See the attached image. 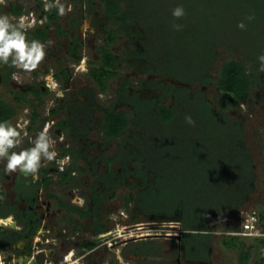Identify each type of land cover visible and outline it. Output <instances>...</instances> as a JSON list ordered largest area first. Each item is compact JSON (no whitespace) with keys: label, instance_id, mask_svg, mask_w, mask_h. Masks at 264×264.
Listing matches in <instances>:
<instances>
[{"label":"flooded vegetation","instance_id":"1","mask_svg":"<svg viewBox=\"0 0 264 264\" xmlns=\"http://www.w3.org/2000/svg\"><path fill=\"white\" fill-rule=\"evenodd\" d=\"M29 2L25 0L23 8L12 0L9 5L0 0V12L4 5L3 16L13 28L21 31L27 41L37 40L44 45L45 58L39 63L42 69L27 70L14 64V56L7 63L0 60V85L6 88L8 83L16 85L22 74L30 82L20 92H25L26 98L35 104L38 103L35 90L39 88V97L49 109L44 106L39 113L43 104L39 102L38 119L32 121L33 108L25 103L24 117L12 121L27 120L22 129L17 128L21 142L10 152L33 147L38 133L48 125L56 156L51 161L42 158L35 175L19 169L9 172L7 159L0 158V210L7 212L0 219L15 222L13 226L10 223L7 227L0 226V231L6 229L7 238L23 244L21 248L0 250L15 259L13 264H217L213 261L212 243L220 233L214 230V223L189 224L180 214L174 217L173 211L162 210L167 214L162 216L159 211L145 207L144 189L148 185L157 187L164 172L159 171L153 159L152 150L157 148L158 141L144 139L136 132L139 126L152 128L153 113L158 107L179 110L182 115L192 111L201 114V103L208 101L211 114L218 117L211 108L214 101L205 97L212 82V76L206 73L208 62L204 67L185 66L178 70L172 63L174 60L164 63L157 57L149 59L153 51L152 32L140 26L138 44L124 64L132 70L128 75H118L121 78L113 93L106 94L109 103L105 106L104 99L95 97L96 93L101 98L105 95L99 87L100 92L98 89L95 92L87 81L76 91L70 81L72 71L86 70L98 85L105 83L112 65L106 61L109 54L103 51L104 39L98 37L96 47L101 50L102 60L96 57L98 63L104 61L108 67L103 64L93 67L87 54L89 48H94V39H90L92 47L89 40L85 43L86 29L82 27L91 21L98 32L107 36L109 15H100L95 0H34L37 5L33 10ZM14 6L21 13H12ZM20 16L23 20L18 21ZM96 27L89 33H95ZM53 63L54 68L50 66ZM96 71H100L97 77ZM50 94L55 95L49 97ZM136 102L151 116H146V121L140 119ZM123 107L133 113L130 126L134 131L125 139H119L124 131L111 138L104 131L105 115L110 110L125 113L121 111ZM9 121L7 124L11 125ZM205 131L202 138L207 135ZM213 133L214 137L221 136L224 131ZM237 136L231 134L235 138L233 143L238 142ZM247 154L250 157L248 151ZM60 165H64L63 170ZM124 191L128 197L120 203L118 197ZM132 202L129 213L126 203Z\"/></svg>","mask_w":264,"mask_h":264},{"label":"rangeland","instance_id":"2","mask_svg":"<svg viewBox=\"0 0 264 264\" xmlns=\"http://www.w3.org/2000/svg\"><path fill=\"white\" fill-rule=\"evenodd\" d=\"M8 1L10 2L11 0H4L6 5H9ZM12 1L17 6L25 7V0ZM27 1H30L28 4L30 8L37 5L34 0ZM95 1V9L99 10L100 15L102 14L105 17L109 15L110 17L106 29L113 32L114 40L107 41L109 34L106 36L104 33L98 32V28L95 25V33H89L94 27L91 21L87 25L85 24L82 27V29H86L85 43L89 40V44L92 47L91 44L93 43L90 39L92 37L94 39V48H89V55L87 54L92 61L89 64H92L93 67H98L102 64L108 67V65L104 64V61H101V64L97 61L98 58L102 60L101 50L96 48L98 37L104 39L103 51L109 54L114 61L109 68L105 83H102L103 85H98L96 81L90 79L91 77L86 70L72 71L70 82L74 90L77 91L81 85H85L88 81L95 92L98 87L103 90L105 95H102V98L97 93L95 97L101 100L104 99V105H108L109 101L107 102V99L109 95L106 94L108 92L112 94L116 82L121 78L120 76L126 73L128 75L132 70L128 64L126 66L124 64L130 58L132 51L135 50L133 46L138 44V28L140 26L152 32L151 41H153L151 44L153 51L149 54V59H156L157 57L156 60L164 63L174 60L172 63L178 70L185 69V66L186 69L189 66L192 68L198 65L199 67L200 65L204 67L208 62L209 67L206 69V73L212 76V82L205 91V97L214 101L211 108L214 110L213 112H217L218 117H212V120H207V122L209 127H213L214 132L221 131L219 125L217 127L215 125L217 119L222 123L229 122L233 124L232 122L234 121L235 124L238 123L241 126L245 146L251 160V173L253 176L249 177L248 180L252 187L250 189L243 188V191L239 193L242 194L241 199H239L240 207H235L232 203H228L224 207L215 206L225 201L226 195L224 194H226L229 186L227 185L228 187L223 188L220 186L223 183L220 175L222 174L220 173L221 170L216 171L217 168H211L214 172L211 169L209 170L207 166L208 153L200 150L202 143L196 137L206 129L212 136L211 127H208L204 115L200 113L180 115L184 120V124L177 129V135H172L171 140L169 138L166 142L158 140V137H161L159 131L163 127L158 126L160 121H158V116H156L153 117L155 124L152 121V128L147 127L144 129V127L139 126L136 131L144 139L158 141L155 144L157 148L152 150L153 159L158 163L159 171L164 172L162 178L158 179L157 187L154 188V186L148 185L144 189L146 199L144 198L143 203L149 210L159 211L158 214L162 216H167V214L160 212L162 210L165 212L173 211L174 217L180 214L185 222L189 224L196 222L204 225L214 223L216 225L214 230H217L216 233L219 232L220 234H216L212 243L214 251L213 261L217 264H241L238 260L239 249L236 244L226 246L224 242L228 237L227 235H229L226 234L227 231L240 228V214L242 211L255 210L257 213H264V66L259 60V57L264 55V0H118L120 3L118 4V11L115 12H109L107 5H113L117 2L116 0L114 2L112 0ZM177 6H182L184 9V15L181 18H174L172 15L173 9ZM3 7L4 5H1L0 17L4 15ZM33 9L35 8L31 10ZM26 10L29 9L26 7ZM123 11L128 14L126 20L127 30L120 29L121 21L114 17V15L119 16ZM135 11H137V14H135ZM129 14L133 16L129 17ZM226 21L236 25L235 29L231 30L225 24ZM241 23L244 25L243 29L238 27ZM176 26H179V28ZM255 26L257 29L254 31L252 28ZM132 27H134L135 31H133L134 29L131 30ZM190 28H194L192 34H188V29ZM211 48L212 57L209 55ZM96 55L99 57L97 56V58ZM231 60L237 62L249 60L246 73H254V77L251 80L253 84L250 85V89L244 99L238 100L234 98L230 102H225L222 96L224 92L220 90L218 85L221 80L224 63ZM50 66L54 68L56 64ZM37 67L42 69L40 64ZM52 71L53 69H51ZM19 78L20 80L16 85L8 83L9 88H6V85H0L1 96L8 104L16 108V114L10 120L11 122L17 120L20 116L24 117L23 111L25 106H27L21 102L15 103L12 98L15 92L26 89V84L30 82L22 74L19 75ZM128 78L131 79V76H128ZM89 83L87 84L90 85ZM100 89L97 92H100ZM105 89L107 92L104 93ZM54 95L50 94L49 97ZM65 95H67V92ZM99 102L102 103V101ZM42 103L38 108L39 113L44 111L45 107L49 109V105ZM167 103H170V100ZM136 106L140 119L146 121V116L150 115L141 109L139 103L136 102ZM56 107L58 108V105ZM123 108L121 111L125 113L118 116L114 115L118 123L113 121L115 127H120L117 129L118 134L124 131L119 139L127 138L126 135L132 134V131H134L133 127L131 128L130 126L133 113L129 108ZM59 114H56L57 117ZM96 114L98 115L99 113ZM107 116L106 114L104 118L105 123L106 121L109 123L110 118ZM213 116L216 115L213 114ZM189 120L196 121L197 126L192 127L193 125H190ZM124 122L125 124L123 125ZM176 124L178 123L169 124V128L174 126L172 131H175ZM223 135L221 133V136H218L221 139ZM180 136L187 141L183 143V138L180 139ZM193 138L198 141H195V146L190 147L187 143ZM204 138L206 139V137ZM216 139H218L217 135L214 141ZM200 171L203 174L204 172L212 173L214 177L210 178L205 175L204 181L196 184L195 176ZM231 179L233 178L231 177ZM215 183L217 184L216 186ZM230 190L231 196L238 193V188L234 186H231ZM126 193L124 191L118 197L120 203L122 199L128 197ZM132 205H134L133 202L130 205L126 203L127 212L130 213L131 210L129 211V209L132 208ZM230 209H236L234 216H230ZM199 217H201L200 221H198ZM238 237L242 240L243 249L249 247L250 244H254L252 238ZM245 264H264V260L260 257L259 249L251 248V257Z\"/></svg>","mask_w":264,"mask_h":264},{"label":"trees","instance_id":"3","mask_svg":"<svg viewBox=\"0 0 264 264\" xmlns=\"http://www.w3.org/2000/svg\"><path fill=\"white\" fill-rule=\"evenodd\" d=\"M114 2V0H112ZM117 2H115L113 5H107V10L109 12H115L118 11V4L119 1L116 0ZM141 11V10H140ZM11 12L14 13L15 15H18L19 13H21V10L19 7L14 6L11 9ZM224 14V12H223ZM115 18L119 19L121 21V25H120V29L122 30H127L128 26L126 25V20L128 18V14L126 11L121 12V14L119 16L114 15ZM225 23V22H224ZM229 28H231V30L235 29L234 27L236 25H234L233 23L231 24L229 21H226L225 23ZM145 27V26H144ZM194 28H190L188 29V34L189 33H193ZM257 27H253L252 30H256ZM146 31L148 32V30L146 29ZM188 37V36H187ZM108 41H113L114 40V35L113 32H110L109 37L107 38ZM212 48L210 49L209 55L212 57ZM264 53V51H263ZM107 64L110 66L112 65L114 59L110 56L107 55ZM249 64V60H243L241 62H237L234 60L228 61L226 63H224L223 65V69H222V75H221V80L219 82V88L223 93V99L225 102H230L232 101L234 98L238 99V100H242L245 98L247 92L250 89V85L253 84L252 78L254 77V73H246L247 72V65ZM100 74V71H96L94 73L95 77H97V75ZM249 76V77H248ZM250 78V80H249ZM36 97L37 98V102L38 103H33L32 101L28 100L26 98V94L25 92H15V95L12 96L13 100L15 103H29L31 104L32 108H33V117H32V121H35L38 119V114L36 112V108L37 105L40 103H42L43 100H41V98L39 97V88L36 87ZM203 101V100H202ZM6 102V103H5ZM202 105L200 106L201 108V114L204 115L206 122L207 120H212L213 114H211L210 111V106H209V102L208 101H203L201 103ZM55 110L52 111L53 114H55ZM191 113H194L193 111ZM16 114V108L10 104H8V102L1 96L0 94V124H4V123H8L9 120L12 119V117H14V115ZM109 116V123L106 121L105 125H104V131L106 133V135L110 136L111 138L115 137L118 135V130L120 127H115L113 121L117 122V118H114V115H120L119 113H115L114 111L110 110L106 113ZM154 116H158L157 119L158 121H160V125L158 126H162L163 128L159 131V133L161 134V137H158V140H162V141H168L169 138L171 140V138L173 137L172 135L176 136L177 135V129L180 127V125L184 124V120L180 117V115H182V113L179 112V110H172L171 108H167V107H158V109L153 113ZM188 115V114H185ZM195 115V114H193ZM107 116V117H108ZM195 122V123H194ZM191 121L189 124L193 125L192 127H196L197 123L196 121ZM202 122V120H201ZM232 122V121H231ZM174 123H178L176 124L177 126H175L176 130L172 131V128L174 126H171L169 128V124H173ZM233 124L229 123V122H225V123H221L220 121H217L215 123V125H219V127L221 128V130L223 131L224 129V137L222 136V138L220 139V135L217 136L218 139H216V141H214V139L216 138V136L214 137V133L211 134L208 133V130L205 131V133L207 134L206 136L203 135L205 138H202V134H200L198 137H196L197 139H200V143H202V148H200V150L204 153H208V160H207V166L209 167V170L211 168H217L216 171H220L221 175V180H222V184L220 186L223 187H228V190L226 192L225 196V201L220 203V204H216L215 206L218 207H224L225 205H228V203H232V205H234L235 207H240V202L239 199H241L242 194H239L243 191V188L246 189H250L251 184L248 180L249 177H252V173H251V160L250 157L247 154V150L245 149V141L243 138V132L241 130V128H239V124L238 123H234V121L232 122ZM125 124V122L123 123V125ZM208 124V122H207ZM157 126V125H156ZM155 126V128H156ZM209 127V124H208ZM207 127V128H208ZM211 127V126H210ZM209 127V128H210ZM213 128V127H212ZM212 128H210V132L212 133ZM203 131V130H202ZM201 131V132H202ZM204 132V131H203ZM236 133L238 136V142L237 143H233L232 141H234L235 138L231 137V134ZM158 133V131H157ZM164 135V136H163ZM182 136V134H181ZM180 136V139H182L183 137ZM179 137V136H178ZM196 138H193V140L190 141V147L195 146L196 143L195 140ZM184 140V138H183ZM214 141V142H213ZM211 142H212V146H211ZM204 146V147H203ZM207 149V151H206ZM234 162V163H233ZM213 172L214 170L211 169ZM208 177H214V175L212 173H197V175L195 176V183L198 184L202 181H204V178H206V176ZM65 177V175H64ZM231 177L233 179H231ZM216 180V178H215ZM243 184V185H242ZM217 184L215 183V186ZM214 186V187H215ZM231 186H234L235 188H238V193L233 196L230 195V188ZM221 188V189H222ZM234 200V201H233ZM233 201V202H230ZM238 202V203H237ZM73 208V207H72ZM230 216H234L236 213V209H230ZM7 212H1L0 210V216H6ZM203 216V215H202ZM201 216V217H202ZM201 217H199V220H201ZM259 217L261 220L264 221V213H259ZM181 220V219H180ZM199 223V222H197ZM198 226V224H197ZM264 227V225H263ZM34 231H32L31 233H33ZM30 234V233H29ZM193 236H195V234H191ZM228 237L225 240V245L226 246H233L234 244H236V246L238 247L239 251V262L241 264H245L251 257V248H257L259 249V254L262 260H264V237H257V238H253V242L254 244H250L249 247L243 249V245L241 244L242 240L236 236V235H227Z\"/></svg>","mask_w":264,"mask_h":264},{"label":"clouds","instance_id":"4","mask_svg":"<svg viewBox=\"0 0 264 264\" xmlns=\"http://www.w3.org/2000/svg\"><path fill=\"white\" fill-rule=\"evenodd\" d=\"M172 15L174 18H181L184 15L183 7L177 6L173 9ZM238 27L243 29L244 25L241 23ZM12 56H14V64H20L27 70H34L45 58L44 45L37 40L27 41L24 34L13 28L8 18L3 16L0 17V60L7 63ZM259 60L264 66V55H261ZM48 127L46 125L38 133L33 147L10 152L20 144L21 132L7 123L0 124V158L7 159L6 169L9 172L19 169L22 173L35 175L41 166L42 158L49 161L54 159L55 141L49 136Z\"/></svg>","mask_w":264,"mask_h":264},{"label":"built area","instance_id":"5","mask_svg":"<svg viewBox=\"0 0 264 264\" xmlns=\"http://www.w3.org/2000/svg\"><path fill=\"white\" fill-rule=\"evenodd\" d=\"M17 20L18 21L23 20V17L20 16L18 17ZM20 121L12 122L11 126L16 128L19 127L22 129V127L27 122V120H25V122H22V120ZM66 158L67 157H65V159ZM60 169L63 170L64 165H60ZM9 223L7 222L6 224L9 225ZM263 225H264V221L260 219L259 213H257L255 210H250V211L246 210V211H242L240 214V228L238 230L227 231L226 234L245 236L252 239L257 237L260 238V237H264ZM0 226H1V221H0ZM149 232L153 233L154 231H149ZM13 263H15V259H10V257L5 253V251L0 250V264H13Z\"/></svg>","mask_w":264,"mask_h":264},{"label":"crops","instance_id":"6","mask_svg":"<svg viewBox=\"0 0 264 264\" xmlns=\"http://www.w3.org/2000/svg\"><path fill=\"white\" fill-rule=\"evenodd\" d=\"M8 221H10L8 219ZM6 229H1L0 231V248L4 247V248H15V247H23V244L19 241L14 240L12 237H8L7 238V233H6Z\"/></svg>","mask_w":264,"mask_h":264},{"label":"water","instance_id":"7","mask_svg":"<svg viewBox=\"0 0 264 264\" xmlns=\"http://www.w3.org/2000/svg\"><path fill=\"white\" fill-rule=\"evenodd\" d=\"M4 220V219H3ZM6 221V220H5ZM8 223H9V221H8ZM10 224H12V226L13 225H15V222L13 221V222H10ZM1 226L2 227H7L8 225L5 223V222H1Z\"/></svg>","mask_w":264,"mask_h":264},{"label":"bare ground","instance_id":"8","mask_svg":"<svg viewBox=\"0 0 264 264\" xmlns=\"http://www.w3.org/2000/svg\"><path fill=\"white\" fill-rule=\"evenodd\" d=\"M0 221H2V222H5V223H7V222H8V220H6V221H5V220H3V219H0Z\"/></svg>","mask_w":264,"mask_h":264}]
</instances>
